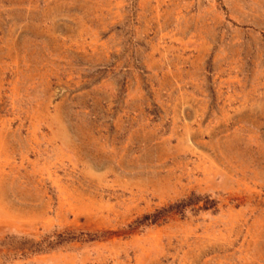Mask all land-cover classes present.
I'll use <instances>...</instances> for the list:
<instances>
[{
  "label": "rangeland",
  "instance_id": "obj_1",
  "mask_svg": "<svg viewBox=\"0 0 264 264\" xmlns=\"http://www.w3.org/2000/svg\"><path fill=\"white\" fill-rule=\"evenodd\" d=\"M0 264H264V0H0Z\"/></svg>",
  "mask_w": 264,
  "mask_h": 264
},
{
  "label": "trees",
  "instance_id": "obj_2",
  "mask_svg": "<svg viewBox=\"0 0 264 264\" xmlns=\"http://www.w3.org/2000/svg\"><path fill=\"white\" fill-rule=\"evenodd\" d=\"M217 201L212 199L209 196L200 197V196H192L185 200L176 202L168 206L167 208H161L156 210L154 213L145 214L144 216L136 219L132 224L128 225V228L138 229V228H146L153 225H158L165 223L169 217L174 214H178L181 216H186L188 212H199L204 210H214L216 209ZM95 240L99 239L96 234L92 233H72V232H65L58 235V243L64 241H75V240Z\"/></svg>",
  "mask_w": 264,
  "mask_h": 264
}]
</instances>
